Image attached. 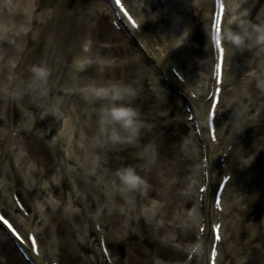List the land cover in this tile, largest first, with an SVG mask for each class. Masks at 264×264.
Segmentation results:
<instances>
[{
    "label": "bare ground",
    "instance_id": "obj_1",
    "mask_svg": "<svg viewBox=\"0 0 264 264\" xmlns=\"http://www.w3.org/2000/svg\"><path fill=\"white\" fill-rule=\"evenodd\" d=\"M72 1L76 8L60 14L56 0H39L41 5L47 3L53 8L45 14L37 13L40 7L32 0H11L12 4L9 9L4 7V12L0 6V32L19 31L18 43L24 37L26 43L20 52L15 77L9 80L12 83L9 92H3L8 86L0 77V208L25 238L29 232H36L39 255H33L26 248L34 264L54 261L60 264H209L212 223L219 220L223 221L224 228L221 226L217 264H222L225 254L231 257L229 264H264V192L260 194L258 189L250 198L244 187L245 169L250 164L258 165L255 160L259 150L256 147L253 156L247 158V147L243 152V147L240 149L245 135L246 138L259 135L263 143L259 154L264 156V93L256 83L242 85L241 74L235 77L233 82L237 89L244 87V96L237 94L233 104L238 105V110L229 114L231 119L227 112V121H221L228 81V49L215 141L207 131V120L203 122L213 80L214 0H199V4L192 0H144L147 5H140L142 12L124 0L140 23L137 31L126 23L122 24V31L109 24L114 14L109 0ZM91 1L97 5L95 17L89 16ZM225 2L222 37L227 48L229 3ZM60 6L64 8L63 3ZM144 14L149 17L146 19ZM27 20L33 24L28 33L21 28ZM87 39H92L90 53L96 60L80 68L72 61L84 59L82 43ZM13 50L19 53L14 48L11 54ZM26 64V71H32L34 76L21 81V70ZM37 68L46 71V78L38 77L34 71ZM173 68L180 71L183 81L176 77ZM76 81L83 86L102 88L70 90L66 94L60 88L72 86ZM115 85L119 87L113 89ZM117 89L121 91L119 98H116ZM126 89H131L133 94L129 95ZM101 90L106 95L97 96ZM60 93L64 94V103H71L66 111L72 115L70 124L77 125L76 134L83 142L82 145L74 142L68 153L61 148L60 136L56 142L49 140L48 129L43 127L45 118L37 113L44 110L43 104L47 101L54 103ZM244 100L250 101L246 108L242 106ZM185 105L192 107L200 134L195 132L194 121L186 119L190 113L184 110ZM15 108L28 113L27 119L32 117L33 128L17 124ZM121 108L136 112L135 133L123 126L122 118L113 115L114 110ZM247 109L253 111L252 118L245 117ZM4 111L6 116L1 117ZM14 130H18L17 140L13 138ZM114 135L119 139L114 140ZM234 143L221 161L224 151L229 150L228 145ZM19 145L22 153L25 151L24 157ZM17 152L20 164L14 156ZM28 159L34 166L27 169ZM68 161L74 162L76 168L68 165ZM237 164L241 166L237 168ZM129 170L143 181L137 188H128L123 180L121 173ZM257 171L258 176L263 173ZM54 173H58L61 184L52 179ZM224 173L232 176L219 211L214 208V196H211ZM236 181L242 182L243 187L236 189L231 199L229 193ZM204 184L208 188L202 193L200 187ZM190 188L191 192L185 190ZM45 191L58 196L63 204L44 196ZM16 192L25 211L29 210L28 219L40 216L46 223L47 245L39 226L19 223L25 219L16 216L18 208L14 201L8 200ZM258 200L262 202L263 221L254 223L245 233V228L239 229L237 211ZM98 223L100 230H97ZM202 225H206L204 232L200 230ZM93 234L104 237L111 263L103 253L101 242L99 248L91 245ZM50 235L55 239H50ZM88 250L93 251L92 256L82 253ZM0 264H31L1 223Z\"/></svg>",
    "mask_w": 264,
    "mask_h": 264
},
{
    "label": "rangeland",
    "instance_id": "obj_2",
    "mask_svg": "<svg viewBox=\"0 0 264 264\" xmlns=\"http://www.w3.org/2000/svg\"><path fill=\"white\" fill-rule=\"evenodd\" d=\"M30 1V0H29ZM34 2V4L37 2V7H40V11H38V14H42V13H46L48 11H51L53 8L50 7L49 4L45 3L44 5H41L39 0H32ZM48 2L50 0H47ZM131 1L138 9L140 10V5L144 6L147 5L144 3V0H129ZM190 0H187V2ZM193 3H197L199 4L200 1L199 0H192ZM201 2H203V0H201ZM234 4L239 3L241 6L238 9H235V12L233 11V9L231 8L229 11V16L242 12L244 10H247L249 13V16L247 17V19H250L252 21L253 24H259L261 22H264V0H234L233 1ZM61 3L64 4V8H62L60 5ZM9 4H12L11 0H7V2H5L4 0H0V6L2 5L1 11L4 12V7H7L9 9ZM29 4H31V2H29ZM58 4V5H57ZM91 6H90V11H89V16L91 17H95L97 14L96 11V4L95 1H91ZM56 5L59 7V11L58 14L64 12L65 10L69 9V10H74V2L72 0H56ZM141 6V7H142ZM76 8V6H75ZM142 9V8H141ZM86 11V9L84 10ZM83 11V12H84ZM142 12V11H141ZM143 13L144 12L143 10ZM162 13V12H161ZM195 13H197V11H195ZM143 15V14H142ZM145 15V14H144ZM146 19L149 17L148 15H145ZM150 19V18H149ZM93 20V19H92ZM91 20V21H92ZM228 20V18H227ZM28 21V20H27ZM25 21L23 23V29H26L25 31L28 33L32 30L33 28V24L32 21ZM227 26V36H228V41H229V49H230V53H229V57H228V64H227V70H228V81L226 83V93H225V98H224V102H223V106H222V114H221V121L225 122L227 121L226 119V113L229 112V114H234V110H238V105H234L233 104V100L236 98H238L237 94H243L244 96V87L243 86H239L238 89L236 87V84L233 82L234 78L239 76L241 74V80H242V85L244 83H256L262 93H264V81L262 80L261 77H264V46H261L259 44L255 43V37H256V33L254 31L253 28L249 27L248 28V33L249 35L246 38L245 41V45L244 46H237L231 39V37L228 35V30L229 28L233 29V30H240L239 29V25L237 24H233V25H228ZM10 29H8L5 33H1L0 32V77L5 79L7 82V86L6 88H3V92L7 93L10 91V86H11V81L12 79L15 77V70L17 68V64L19 62L20 59V52L21 49L23 48L25 43V37L22 38V41L20 40V42L18 43V37L21 35L19 33V31H14L12 30V32H8ZM8 32V33H7ZM93 46V42L92 39H87L82 43V50L84 52V59L79 60L77 62V60L75 59L74 61H72L73 64H77L79 65L80 63H83V67L85 64L90 63L94 60H96V58L94 57L93 54L90 53L91 51V47ZM16 49L18 48L19 53L14 52L11 54L10 51L12 49ZM35 57V56H34ZM107 60V59H106ZM112 61V60H110ZM29 64V63H28ZM26 64L25 66L22 67L21 73L23 74L22 76L19 77V80L23 81L26 78H32L33 72L27 70L26 71V66L28 65ZM82 68V67H80ZM199 70L201 68H198ZM77 76V75H75ZM29 78V79H30ZM28 79V80H29ZM11 80V81H9ZM77 80V79H76ZM14 81V80H13ZM86 86V85H85ZM83 85H80L78 81L74 82L72 86L67 85V86H61L60 88L64 91V93L66 94V92L68 91H74V90H82V89H86V88H90V89H101L102 87H100L99 85H95V86H91V87H85ZM113 89L118 88L119 86L115 85L112 86ZM236 88V90H235ZM110 89V88H108ZM7 91V92H5ZM64 94L60 93L56 96V101L54 103H51L49 101H47L46 103H44L43 105L45 106L44 110L42 111H38V115H40V118H45V124H43V127L45 129H48V133H49V140L52 139V141L56 142V139L60 136V138L62 139V145L61 148L63 150H65L67 153L69 151L72 150V146L74 145V142L76 144L82 145L83 142L80 140L79 136L76 134L77 132V125H71L70 121H71V117L72 115L69 114L66 110L68 107L71 106V103H64ZM5 96V95H4ZM18 102V101H17ZM244 100V102L242 103V106L244 104V107L246 108L248 106L249 102H246ZM238 103H240L238 101ZM241 105V103H240ZM113 106L114 103L111 104V107L109 108L110 112L113 110ZM234 106V107H233ZM232 108V109H231ZM15 117H16V121L17 124H22L24 125L26 128H33L34 127V123H32V117L30 116L28 119V113H22L18 108H15ZM248 114L245 116L246 118H252L253 116V111H251L250 109H247ZM228 114V115H229ZM204 115H205V111H204ZM6 116V112L4 111V113L1 114V117H5ZM108 117V116H107ZM107 117L104 118V122L102 124L105 125L106 121H107ZM26 119V121H25ZM233 119V118H232ZM235 119V118H234ZM146 121V120H145ZM147 122V121H146ZM154 121H152V123H154ZM243 123L246 124V122L244 121L243 118ZM112 124V123H111ZM70 125V128H69ZM110 125V123H109ZM42 127V125H41ZM40 128L36 129L37 131H39ZM53 128V131L51 133V128ZM112 127V125H110V128ZM248 128V127H247ZM244 129V128H243ZM246 130V129H245ZM81 132V131H80ZM44 133V132H43ZM42 133V134H43ZM51 134V135H50ZM242 135V134H240ZM244 136V134L242 135V137ZM243 146H240L241 151H244V147H247V158H251L253 156V154L256 151V147L258 148V150L260 151L263 148V143L261 140V137L258 135H254L246 138V135L244 136V139L242 141ZM20 146V154L25 155V151L24 153L22 150L21 145ZM259 151H257L256 156L258 157L257 160H255L257 162V164L259 165H248V167L245 169V174L247 175V179L246 182L244 184L245 187V193L247 196L253 197L254 194H256V191L259 189V193H263L264 192V156L260 155ZM239 153V151H237ZM15 159L17 164H20V156L17 154H14ZM7 158V157H6ZM8 161V160H7ZM5 161V162H7ZM68 165H71V167H75L76 165L74 162L72 161H68L67 162ZM27 165V169L29 167H33L34 164L32 161H30L28 159V163ZM241 164H237L236 167H240ZM263 172L262 174H259L258 176V171ZM52 179L61 184V180L58 177V173H54V175L52 176ZM40 184V183H39ZM41 185V184H40ZM18 187H20V185H18ZM239 187H243V183L242 182H238L236 181L233 189L230 191L229 193V198H233L234 197V192L236 189H238ZM187 190V192H191V188L190 189H185ZM242 190L239 189V191ZM44 196L47 195V197L50 198V200H53L55 203L62 205L63 201L60 200V198H58V196H53L51 194L48 193V191H45V193H43ZM259 194V195H260ZM35 195V194H34ZM9 197V196H8ZM8 200H11V198H8ZM262 202L260 200H258V202H253V203H247L245 204L244 209H238L237 213L240 215L239 216V229H244L245 233H248V230H246L248 227H250L251 225H253L254 223L256 224L258 223H262L263 221V211L260 208L261 207ZM44 208V207H43ZM89 212V211H88ZM98 213H100L99 211H97ZM247 212V213H244ZM251 212H255L256 214L251 215ZM262 212V213H261ZM16 216H20L19 212H15ZM250 214V216H249ZM14 215V214H13ZM21 219H23L22 216H20ZM17 220L18 217H17ZM30 222L31 225L34 226H39L40 230L42 231V238L43 241L46 244V234H44V229L46 226V223L42 222V218L40 216H37L36 219H25V220H19V223L21 225H24L26 223ZM230 233V231H229ZM243 234V232H242ZM246 235V234H243ZM50 239L54 238V236L50 235L49 236ZM51 241V240H50ZM230 241V240H229ZM91 245L94 244L95 248H98V242H99V237L98 235H94L92 237V241ZM54 244H56V241L54 240L53 242ZM52 243V245H54ZM47 245V244H46ZM228 243L225 244V248L227 247ZM83 254L92 256L93 255V251L92 250H88L87 253H85L84 251H82ZM231 262V257H227L226 254L223 256L222 259V264H229Z\"/></svg>",
    "mask_w": 264,
    "mask_h": 264
},
{
    "label": "clouds",
    "instance_id": "obj_3",
    "mask_svg": "<svg viewBox=\"0 0 264 264\" xmlns=\"http://www.w3.org/2000/svg\"><path fill=\"white\" fill-rule=\"evenodd\" d=\"M240 6L241 5L239 3H236L231 5V8L235 12V9L240 8ZM248 16L249 13L247 10L229 16L227 20V24L233 25L238 23L240 30H233L229 28L228 35L231 37L232 41L237 46H244L246 38L249 35L247 30L249 27H251L254 29L256 33L255 43L264 46V22H261L259 24H253L250 19H247ZM125 91H127L129 95L133 94L131 89H126ZM120 95H121V91L117 89L116 98H119ZM113 115L117 119L122 118L124 127L129 129H132L134 127V122L137 115L134 110L130 108L128 109L121 108L119 110H114Z\"/></svg>",
    "mask_w": 264,
    "mask_h": 264
},
{
    "label": "snow or ice",
    "instance_id": "obj_4",
    "mask_svg": "<svg viewBox=\"0 0 264 264\" xmlns=\"http://www.w3.org/2000/svg\"><path fill=\"white\" fill-rule=\"evenodd\" d=\"M116 3L117 5H119L120 7H124L123 4H121V0H116ZM220 13L221 14H226V6L224 3H220ZM131 18V17H130ZM133 23L135 24V21L133 20ZM215 24L218 25V31L221 33L222 32V25H223V21H222V18H221V15H217L216 18H215ZM217 46L220 48V52H221V58L223 59V54L225 52V49L223 47V42H222V39H219L217 41ZM79 67H83V63H80L78 65ZM218 67H222V66H218ZM37 74H38V77L39 78H46L47 76V73L46 71L43 69V68H37L34 70ZM95 91V90H93ZM103 95H106V92H104L103 90L97 92V96H103ZM214 103L211 104V112H212V116L214 117L215 114H216V107L218 106L219 104V100L217 98H214ZM132 132L135 133L136 131V128L133 127L132 129ZM114 140H117L119 139L118 136H113L112 137ZM212 138L213 139H216V134H215V131L213 130V134H212ZM122 177H123V180L124 182L126 183L127 187L130 188V189H134V188H137L140 184L143 183V181L140 179V177L138 176H135L131 170H129L127 173H121ZM217 203H219V201H217ZM22 207V206H21ZM0 220H2L5 224L8 225V228L11 229L12 233L19 239L23 240V238L20 236V233H18L16 231L15 228H13L12 224L9 223V221L7 219L4 218L3 215H0ZM219 228H220V225H216V236H215V239L218 241L220 240V235H219ZM30 239V242L35 245L36 244V239H35V236H30L29 237ZM37 251H38V248H37ZM217 255V253L215 251L212 252V256L213 258ZM213 264H215V261L213 260Z\"/></svg>",
    "mask_w": 264,
    "mask_h": 264
}]
</instances>
